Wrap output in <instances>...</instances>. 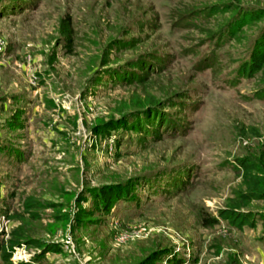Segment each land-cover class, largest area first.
<instances>
[{
    "label": "rangeland",
    "instance_id": "374dc122",
    "mask_svg": "<svg viewBox=\"0 0 264 264\" xmlns=\"http://www.w3.org/2000/svg\"><path fill=\"white\" fill-rule=\"evenodd\" d=\"M0 37L14 263L264 264V202L242 209L254 226L204 221L235 205L239 160L264 156V71L242 73L264 0H0ZM29 196L61 205L33 219Z\"/></svg>",
    "mask_w": 264,
    "mask_h": 264
},
{
    "label": "trees",
    "instance_id": "16d2710c",
    "mask_svg": "<svg viewBox=\"0 0 264 264\" xmlns=\"http://www.w3.org/2000/svg\"><path fill=\"white\" fill-rule=\"evenodd\" d=\"M218 11H220L218 7H214L212 13L214 14ZM254 12L257 13L255 15L259 16L260 11L254 10ZM233 22H235V20H233ZM260 70L262 72L264 71V41L262 40L259 43L256 41L250 60L244 62L242 65V73L244 75H252L259 72ZM121 126L127 127V123L123 124L122 122L114 121L111 122L106 128L102 127L97 133L103 134V136L107 137V135H110L112 130H116ZM237 165L242 174V187L236 191L237 200H235V205L230 208L221 209L219 212V217H213L212 219L205 218V222L210 224L219 222L220 219H224L238 228H243L245 225H255V216L252 215L251 212L242 211V209L244 207H248L253 201L256 200L264 202V156L262 159H256V161L252 160L251 158H242L239 160ZM112 194L114 193L105 192L104 195H102L105 199L103 197L101 198L104 199V202L109 201L111 200ZM60 205L61 204L58 203L43 204L39 199L29 196L25 198L23 202L22 214H27L30 218L38 219L40 218V208L48 207L56 209ZM58 217L61 218L62 215H59ZM11 234H13L11 238L7 240H0L1 264H35V261L20 263H14L12 261L11 258L15 252V249L21 245L19 235L21 236L22 233L16 230L12 231ZM159 259V257H156L147 264L156 263V261Z\"/></svg>",
    "mask_w": 264,
    "mask_h": 264
},
{
    "label": "built area",
    "instance_id": "2783aa9c",
    "mask_svg": "<svg viewBox=\"0 0 264 264\" xmlns=\"http://www.w3.org/2000/svg\"><path fill=\"white\" fill-rule=\"evenodd\" d=\"M6 47H7L6 41L2 37H0V53L4 52Z\"/></svg>",
    "mask_w": 264,
    "mask_h": 264
}]
</instances>
